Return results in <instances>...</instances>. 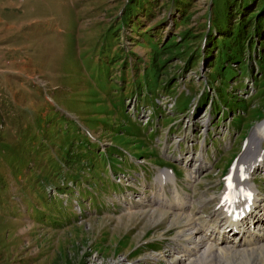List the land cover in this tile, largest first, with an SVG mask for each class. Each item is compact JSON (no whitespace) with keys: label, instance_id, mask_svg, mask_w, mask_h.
Segmentation results:
<instances>
[{"label":"rangeland","instance_id":"374dc122","mask_svg":"<svg viewBox=\"0 0 264 264\" xmlns=\"http://www.w3.org/2000/svg\"><path fill=\"white\" fill-rule=\"evenodd\" d=\"M263 121L264 0H0V264H177Z\"/></svg>","mask_w":264,"mask_h":264},{"label":"bare ground","instance_id":"6f19581e","mask_svg":"<svg viewBox=\"0 0 264 264\" xmlns=\"http://www.w3.org/2000/svg\"><path fill=\"white\" fill-rule=\"evenodd\" d=\"M250 138L251 151L246 147L235 175L232 168L231 182L226 183L224 195L215 206L217 215L205 218L194 211L192 196L177 189L175 176L168 170L159 173L161 193L148 203L169 209L171 222L178 225L176 253L181 255L175 259L177 264H252L253 259L264 262V196L250 180L252 171L264 164V152L258 150L264 139V121L254 128ZM199 170L188 171L187 178H195ZM166 185H170V196L165 192ZM237 195L240 198H235Z\"/></svg>","mask_w":264,"mask_h":264},{"label":"trees","instance_id":"16d2710c","mask_svg":"<svg viewBox=\"0 0 264 264\" xmlns=\"http://www.w3.org/2000/svg\"><path fill=\"white\" fill-rule=\"evenodd\" d=\"M244 9H246V10H247V8H244Z\"/></svg>","mask_w":264,"mask_h":264}]
</instances>
